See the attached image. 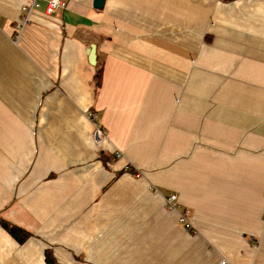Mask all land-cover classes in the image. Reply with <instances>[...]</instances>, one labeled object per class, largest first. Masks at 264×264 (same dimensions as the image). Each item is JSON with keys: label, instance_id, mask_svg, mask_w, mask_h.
Here are the masks:
<instances>
[{"label": "crops", "instance_id": "0c3cea01", "mask_svg": "<svg viewBox=\"0 0 264 264\" xmlns=\"http://www.w3.org/2000/svg\"><path fill=\"white\" fill-rule=\"evenodd\" d=\"M26 1L0 0V220L29 235L0 224V264H264V0H39L14 39Z\"/></svg>", "mask_w": 264, "mask_h": 264}, {"label": "built area", "instance_id": "2783aa9c", "mask_svg": "<svg viewBox=\"0 0 264 264\" xmlns=\"http://www.w3.org/2000/svg\"><path fill=\"white\" fill-rule=\"evenodd\" d=\"M44 2V6L41 9V13L43 15H53L56 11L59 9H64L66 6V3L63 0H42ZM39 0H27L25 4H23L20 8L19 18L16 19V22L14 23L13 28V37L16 39L18 36L21 28L29 23L30 16L37 12L39 10ZM87 118L93 125V131H92V140L96 146H100L103 137H104V131L99 126V124L96 121V118L93 113L87 112ZM114 156L118 157L119 153L117 151L114 152ZM264 216V212L262 213ZM179 221L184 223L185 228H189V224L186 222L185 217L183 215H179ZM217 264H229L224 259H219Z\"/></svg>", "mask_w": 264, "mask_h": 264}, {"label": "trees", "instance_id": "16d2710c", "mask_svg": "<svg viewBox=\"0 0 264 264\" xmlns=\"http://www.w3.org/2000/svg\"><path fill=\"white\" fill-rule=\"evenodd\" d=\"M93 68H94L93 81H94L95 89H97L100 85V80H101V67L99 65L94 64ZM0 224L17 243L23 242L29 235L27 232L20 229L19 227L9 224L3 220H0ZM44 260L47 264L53 263L51 259V255L48 251L44 252Z\"/></svg>", "mask_w": 264, "mask_h": 264}, {"label": "water", "instance_id": "95a60500", "mask_svg": "<svg viewBox=\"0 0 264 264\" xmlns=\"http://www.w3.org/2000/svg\"><path fill=\"white\" fill-rule=\"evenodd\" d=\"M104 3V0H92V7L95 9H100L102 8ZM87 61L90 65L95 64V46L93 44L90 45L89 47V52L87 54Z\"/></svg>", "mask_w": 264, "mask_h": 264}]
</instances>
